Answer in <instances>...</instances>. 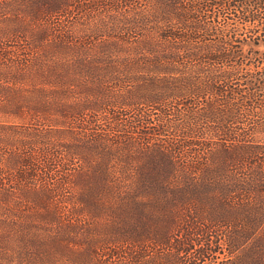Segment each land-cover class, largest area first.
Here are the masks:
<instances>
[{"label": "trees", "instance_id": "obj_1", "mask_svg": "<svg viewBox=\"0 0 264 264\" xmlns=\"http://www.w3.org/2000/svg\"><path fill=\"white\" fill-rule=\"evenodd\" d=\"M216 7L218 9L214 11ZM28 8L32 10L31 17L37 21L31 43L37 49L34 59L38 68L52 67L53 71L63 66L83 68V73L65 71L57 75L68 91L89 89L86 85L88 78H95L92 84L99 94L110 92L106 88L108 85L123 87L126 92L115 95L118 104L113 105L114 101L106 105L134 108L142 119L147 120L144 114H140L138 106L148 104L157 109V106H164L173 99L193 98L195 101L214 91L223 96L222 92L227 87L242 85L251 90L247 99L252 104L248 105L247 111L261 112V122L256 126L264 129V104L253 105L254 101L258 103L261 100L255 91H264V56L252 49L249 59L245 62L244 58L240 59L242 56L237 55L229 42L235 38L236 30L230 28L229 17H225L237 11L241 24H251L252 32L264 35V27L254 30L255 23L264 22V0H29ZM221 14H226L225 28L222 29L213 24ZM95 17L98 20L87 23V19ZM109 23L114 27H109ZM124 33L135 37L128 51L143 55L121 56L119 64L133 63L131 67L143 69L148 75L145 81L144 76L131 72L110 73L107 70L117 66L112 61L99 70L104 58L90 53L93 43L106 44L103 49L109 51L111 47H118V42L124 40L118 34ZM113 42L115 44L111 45ZM185 62L197 71L208 69V73L195 76L197 74L187 71ZM129 83L137 85L133 96L126 94L131 91L124 90ZM72 85L78 87L69 90ZM138 89L144 94L137 93ZM238 99L226 93L218 103L211 100L200 110L181 113L182 122L177 125L161 124V132L164 126L163 131L172 128L178 135L192 138L199 137L206 130L200 124L211 123V131L216 133L220 143L207 155V164H199L198 167L190 164L188 171L180 173H172L167 167L151 171L153 178L169 176L172 179L171 184H163L164 188L153 187L156 192L148 188L135 194L131 177V187L127 192H121L112 206L102 208L95 205L98 211L109 209L113 216L104 226V243L127 244L128 249L124 251L127 264H210V258L214 256L216 259V253L220 254L221 250L229 262L223 260L225 263L222 264H264V147L252 145L244 137L245 132L236 127L243 123L238 119L237 110L242 107ZM76 105L74 102L72 108L75 109ZM161 114L162 117L166 115L165 109ZM195 140L186 146L206 147ZM16 144L22 145L20 150H24L19 152L21 154H14L19 156L14 161L21 167L18 179L26 183L21 193L26 196L34 192L48 199L51 193L60 192L62 186L57 184L51 189L45 184H41L38 190L30 187L31 179L38 176V171L42 170L44 174L52 170L54 164L48 159L52 153L40 158L36 147H29L31 142L16 141ZM90 144V148H95L100 139L94 138ZM129 146L123 143L121 147L129 151ZM179 148L167 147L164 150L160 147L159 158L173 165L172 156ZM31 153H36L37 157ZM150 176L144 178L139 171L136 180L143 185ZM79 196L83 199V209L88 211L91 202L85 197V192L80 191ZM53 214L50 212L49 223L59 220L57 212L53 211ZM213 227L227 230L217 235L220 237L218 240H213L209 234ZM174 228L181 230L174 231ZM140 238L141 242L138 241ZM143 242L148 243L150 250L154 249L148 258L144 251L136 252L134 249L131 253L130 250V246L143 245ZM218 245L221 248L218 249ZM114 255L118 257L117 252Z\"/></svg>", "mask_w": 264, "mask_h": 264}, {"label": "rangeland", "instance_id": "obj_2", "mask_svg": "<svg viewBox=\"0 0 264 264\" xmlns=\"http://www.w3.org/2000/svg\"><path fill=\"white\" fill-rule=\"evenodd\" d=\"M27 3L29 0H0V264H127L124 253L128 249L127 244L104 243V226L113 216L109 209L98 211L95 205L99 204L102 208L112 206L119 199L120 193L127 192L131 187V177L135 194L148 188L149 191L156 192L153 187L164 188L163 184H171L172 179L169 176H165V179L153 178L151 171L167 167L172 173H180L183 170L188 171L190 164L197 167L199 164L205 165L209 162L207 155L220 143L216 133L211 131L212 125L208 121L206 124H200L201 127L204 125L206 130L202 128L204 132L199 137L192 138L178 135L172 128L163 131L164 126L161 132V124L177 125L176 123L182 122V114L186 110H200L208 101L218 103L220 98L230 93L239 98L238 102L242 104L237 112L238 119L243 120V123L236 127L245 132L244 137L252 145L264 147V129L256 126L261 122V112L247 111L248 105L252 104V101L247 99L251 90H248V87L243 88L242 85L227 87L228 89L222 92L223 96L214 91L195 101L193 98L179 101L173 99L164 106H157V109L148 104L138 106L140 114H144L147 120L142 119L134 108L106 105L114 101L113 105H116L115 95L126 92L123 87L108 85L106 88H109L110 92L103 91L99 94L92 84L95 78H88L86 85L89 89L68 91L57 75L65 71L83 73V68L74 65L63 66L56 68V73L52 67L38 68L34 59L37 49L31 43L37 21L31 17L32 10L27 9ZM217 9L218 7L213 10ZM81 14L79 13L83 18ZM224 16L221 14L213 24L220 29L225 28V17L230 18L227 21L230 28L236 30V36L229 42L232 43L231 48L237 51V55L239 53L240 57L242 56L240 59L244 58V62L249 59V51L252 49L264 56V35L252 32L251 24H241L237 19V11ZM96 20V17L87 19V23H94ZM108 26L114 27V24L109 23ZM254 27V30L259 31V28L264 27V22L259 21ZM118 36L124 40L116 44L118 47H111L110 51L103 49L106 44H92L90 53L104 58L99 70H103L104 65L112 61L117 66L107 70L110 73L131 72L144 76L145 81L148 75L143 69L131 67L133 63L122 66L118 60L121 56L131 58L143 55L128 51L135 37L128 33ZM104 40L105 38L100 41ZM113 44L115 43H111ZM184 64L186 66L188 63ZM187 67L191 74H197L195 76L201 77L208 73V69L197 71L192 65ZM155 74L161 75L158 72ZM77 87L72 85L68 89ZM136 89L135 83L126 84L124 87V90L131 91L126 93L128 96ZM136 92L144 94L141 89ZM255 92L261 100L258 103L254 101V107L258 106L259 102L264 104V91ZM74 102H77L75 109L72 108ZM39 103L40 106L37 105ZM164 109L166 115L162 117L161 111ZM224 110L227 111L225 108ZM233 128L235 129V126ZM36 136L39 139L36 140ZM94 138L100 139V146L92 149L88 145H91L90 142ZM193 140L198 141L200 145L204 143L206 147L186 146ZM16 141L31 142L29 147H36L40 158L46 157L48 152L53 154L48 155V159L54 164L52 170L44 174L42 170L38 171V176L31 179L30 187L38 190L41 184H45L51 189L57 184L62 186L57 193L59 195L51 193L46 199L34 192L26 196L21 193L26 183L18 179L21 167L14 161L19 156L14 154L23 153L24 150H20L22 145L16 144ZM123 143L130 145L129 151L122 149ZM160 147L164 150L167 147H180L172 156L173 165L159 158ZM34 149L32 148L35 152ZM31 154L37 157L36 153ZM260 157L262 159L263 155ZM139 171L144 178L151 175L143 185L136 180ZM80 191H84L85 197L91 202L88 211L83 209ZM53 211L57 212L60 223L47 221ZM175 230L181 229L174 228ZM226 230L213 227L209 234L213 240H218L220 237L217 235L224 234ZM138 241L141 242L142 239ZM133 247L130 246L131 253H134V249L136 252L144 251L143 254L147 255V258L151 255V250L154 251L150 250L146 242ZM219 248L221 245H218ZM114 252L118 253V257L112 256ZM215 258H210V264L225 263L222 250L220 254L216 253ZM141 262L144 263L143 260Z\"/></svg>", "mask_w": 264, "mask_h": 264}]
</instances>
